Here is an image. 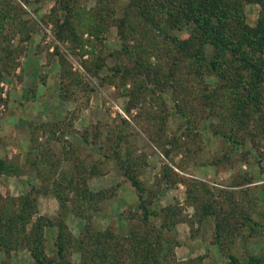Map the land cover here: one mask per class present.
I'll return each instance as SVG.
<instances>
[{
  "label": "rangeland",
  "instance_id": "374dc122",
  "mask_svg": "<svg viewBox=\"0 0 264 264\" xmlns=\"http://www.w3.org/2000/svg\"><path fill=\"white\" fill-rule=\"evenodd\" d=\"M215 55L158 0H0V264H264V136L214 135Z\"/></svg>",
  "mask_w": 264,
  "mask_h": 264
},
{
  "label": "trees",
  "instance_id": "16d2710c",
  "mask_svg": "<svg viewBox=\"0 0 264 264\" xmlns=\"http://www.w3.org/2000/svg\"><path fill=\"white\" fill-rule=\"evenodd\" d=\"M213 1L214 3H211L212 0H158V3L162 14L176 20L182 28L193 26V31L200 36L202 43L211 45L216 50L215 57L210 62L203 59L202 65L213 78L209 76L201 78L204 81L207 79L208 89L211 82L216 79L218 90L234 92L232 102L229 103L228 110L222 113V118L215 114L212 101L207 102L213 116L220 119L219 128L214 130V135L233 148L227 154L230 157L234 151L244 152L248 146L258 149L260 147L257 144L258 139L264 136V90L261 87L264 82V31L252 35L245 31L248 28L245 15L240 7L236 9L235 1L229 5L218 0ZM233 22L244 28V36L237 37L236 26L231 28ZM244 40L248 41L250 51L242 47ZM252 51L258 53L259 58L252 56L250 54ZM234 74H237L235 77L239 79H232ZM214 87L212 84L211 89ZM215 95L216 92L211 90L206 98L213 99ZM184 116L189 124L191 118L187 114ZM3 168L4 164L1 161L0 171H3ZM15 219L14 217L12 222ZM4 227L7 229L0 233L1 249L3 246H9L8 238L12 235L6 223ZM30 251L36 264H48V258L41 247L35 246Z\"/></svg>",
  "mask_w": 264,
  "mask_h": 264
}]
</instances>
